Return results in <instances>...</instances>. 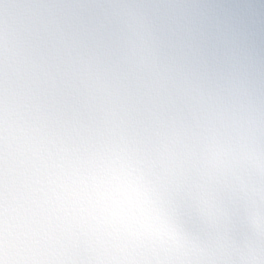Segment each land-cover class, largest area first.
Listing matches in <instances>:
<instances>
[{
	"label": "clouds",
	"instance_id": "9594fccd",
	"mask_svg": "<svg viewBox=\"0 0 264 264\" xmlns=\"http://www.w3.org/2000/svg\"><path fill=\"white\" fill-rule=\"evenodd\" d=\"M0 264H264V0H0Z\"/></svg>",
	"mask_w": 264,
	"mask_h": 264
}]
</instances>
